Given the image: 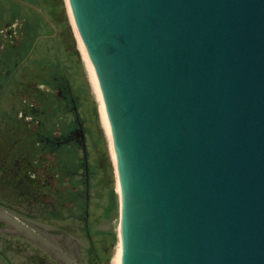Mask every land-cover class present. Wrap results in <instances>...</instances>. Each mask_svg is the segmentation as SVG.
<instances>
[{
  "label": "water",
  "instance_id": "obj_1",
  "mask_svg": "<svg viewBox=\"0 0 264 264\" xmlns=\"http://www.w3.org/2000/svg\"><path fill=\"white\" fill-rule=\"evenodd\" d=\"M110 120L122 264H264V0H69Z\"/></svg>",
  "mask_w": 264,
  "mask_h": 264
},
{
  "label": "flooded vegetation",
  "instance_id": "obj_2",
  "mask_svg": "<svg viewBox=\"0 0 264 264\" xmlns=\"http://www.w3.org/2000/svg\"><path fill=\"white\" fill-rule=\"evenodd\" d=\"M25 63L21 61L16 74L20 71L19 76L32 79L26 88H16L22 96L19 106H9L13 78L0 88L5 104L0 107L2 167L5 173L22 176L0 199L8 207L12 201L9 191L14 190L18 212L16 221L9 210L0 211L5 219L0 222L2 264H14L13 259L16 264H39L40 251L55 246L66 253L68 240L81 237L72 231V217L82 211L81 219L88 216L90 189L105 167L104 136L96 109L74 98L70 81L53 76L55 68L50 74L56 82L38 86L40 65L28 72ZM13 122L15 127L10 126ZM11 156L14 164L8 165L5 159ZM67 205L76 212L61 209Z\"/></svg>",
  "mask_w": 264,
  "mask_h": 264
},
{
  "label": "rangeland",
  "instance_id": "obj_3",
  "mask_svg": "<svg viewBox=\"0 0 264 264\" xmlns=\"http://www.w3.org/2000/svg\"><path fill=\"white\" fill-rule=\"evenodd\" d=\"M22 1L31 3V5L24 7L21 4ZM29 7L41 10H32ZM1 9L13 10L7 21L2 18ZM68 12L65 0H2L0 2V69L10 57L13 60L16 59V53L21 46L27 47V45H32L35 40H40L37 52H33L28 59L27 71L35 72L39 65L38 60H40L41 66L36 70L38 74L36 77L37 84L41 86V84L48 83L52 86L56 80L51 77L50 69L55 68L53 69V76L70 81L73 97L84 107L96 109L102 134L104 133L105 167L99 171L95 187L93 188L92 185L91 188L88 218L90 236L84 233L86 230L84 229V222L81 221L83 213L77 212V216L72 217L75 226L72 231L81 234V237H73L68 240L70 245L66 253H60L56 246L51 249H42L39 254V264H115V254L119 243L117 237L119 196H117L116 190L115 168L99 112V100L92 86L89 70L79 49L77 36ZM14 26H17L18 31L11 36L10 32ZM30 79L32 77L20 75L17 77V82L10 85L13 90L8 95L9 106H19L22 96L18 94L16 88H26ZM4 83V76L0 72V88L5 86ZM59 85L63 86L64 84L59 83ZM3 105H5L4 100L0 99V107ZM10 126L15 127V122ZM2 147L3 144H0V190L6 192V190L13 188L10 184L16 183V179H21L22 176L4 172ZM14 159L15 157L11 156L5 161L8 165H13ZM60 181L62 182V180ZM93 181L94 178H92V183ZM9 192H11L12 201L9 202L8 207L0 204V210H9L12 217L17 216L12 220L18 221L17 207L14 203L15 191ZM59 202L57 201V203ZM61 209L66 211L74 208L67 205ZM2 220L5 219L0 212V222ZM13 260L16 264V260ZM2 263L3 261H0V264Z\"/></svg>",
  "mask_w": 264,
  "mask_h": 264
},
{
  "label": "bare ground",
  "instance_id": "obj_4",
  "mask_svg": "<svg viewBox=\"0 0 264 264\" xmlns=\"http://www.w3.org/2000/svg\"><path fill=\"white\" fill-rule=\"evenodd\" d=\"M67 3H68V8H69L71 21L73 23L74 30H75V33H76V36H77L79 49H80V51L82 53V56H83V58L85 60V63H86V66H87V68L89 70L90 80H91L92 86H93V88L95 90V93L97 95V98L99 100L101 117H102L103 124H104L105 130H106V133L108 135L109 141H110V148H111V152H112L113 158L116 161L115 155H114V150H113V145H112L111 126H110V122H109V119H108V114H107V111H106V106H105L103 94H102L101 88L99 86V82H98V78H97L94 66H93V64H92V62H91V60L89 58V54L87 52V49H86L85 44L83 42V39H82V37H81V35L79 33V30H78V28L76 26V23H75V20H74V16L72 14L71 7H70V4H69L68 0H67ZM117 189L120 190L119 180L118 179H117ZM118 228H119L120 240H119V243H118V247H117V250H116L115 260L114 261H115V264H122V247H123V244H122V235H121L120 227L118 226Z\"/></svg>",
  "mask_w": 264,
  "mask_h": 264
}]
</instances>
